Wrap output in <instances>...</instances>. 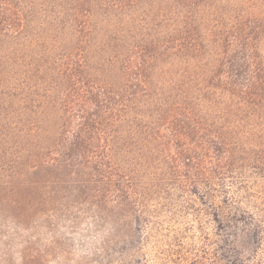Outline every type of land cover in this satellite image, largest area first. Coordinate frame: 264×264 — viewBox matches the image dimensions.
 I'll return each instance as SVG.
<instances>
[{
    "label": "rangeland",
    "instance_id": "374dc122",
    "mask_svg": "<svg viewBox=\"0 0 264 264\" xmlns=\"http://www.w3.org/2000/svg\"><path fill=\"white\" fill-rule=\"evenodd\" d=\"M86 1L95 40L81 45L83 0H0V264H264L259 169L212 179L196 192L176 179L166 192L152 189L146 200L135 198L125 210L112 202L114 212L97 208L93 193H79L81 179L69 172L64 158L74 126L66 125L64 101L81 86L68 69L78 47L84 46V65L93 80L123 88L128 78L109 62V38L120 37L118 44L125 45L120 52L132 50L135 40H161L175 34L179 13L187 11L174 0H142L124 8L108 0ZM216 13L227 23L240 13L264 19V0H208L198 10L208 26ZM10 18L23 19L22 33L1 25ZM186 66L165 55L149 75L152 93L139 92L138 106L147 111L164 105L162 92L186 81L181 70ZM208 92L213 94L202 99L192 91L201 98L196 109L224 125L219 117L229 96L213 88L203 93ZM255 130L254 124L245 127L242 139H256ZM123 155L117 156L120 162L138 158L139 152ZM54 157L59 167H51ZM164 158L161 152L160 166L150 160L138 168L141 186L157 184L155 174L174 177Z\"/></svg>",
    "mask_w": 264,
    "mask_h": 264
},
{
    "label": "trees",
    "instance_id": "16d2710c",
    "mask_svg": "<svg viewBox=\"0 0 264 264\" xmlns=\"http://www.w3.org/2000/svg\"><path fill=\"white\" fill-rule=\"evenodd\" d=\"M140 1L108 0L121 8ZM174 1L187 10L178 15L175 34L161 40H135L133 49L124 52H120L125 48L124 44H118L122 41L120 37L109 38L105 45L113 53L109 62L120 65L128 78L123 88L114 89L93 80L84 65V46L78 47L80 54L68 64L70 75L81 86L76 85L64 101L69 117L66 125H74L71 147L64 158L69 172L75 170L81 179L79 193L85 197L93 193L96 207L104 211L114 212L117 206H111L112 202L125 210L135 198L146 200L152 189L156 193L166 192L169 182L176 179L189 191L196 192L212 179H231L247 169H259L264 174V19L240 13L227 23L216 10V18L208 26L198 14L200 6L208 0ZM83 2L79 23L81 45L95 40L91 10L88 2ZM1 25L15 34L22 33L24 28L22 18H10ZM165 55L186 63V68L181 69L186 81L162 92L164 105L156 111H144L138 106V93H152L149 75ZM204 88L218 89L229 96L225 115L219 117L224 125L219 126L218 121L196 109L195 100L201 98L193 96L194 89L202 99L213 94L203 93ZM246 119H254L255 123ZM253 124L259 128L255 130L256 139H242L244 128ZM161 145L164 150H159ZM135 149L138 158L122 162L117 159L118 154H133ZM161 152L167 158L163 160L165 164L169 160L173 165L174 177L155 174L152 177L157 184L141 186L143 177L138 168L150 160L160 166ZM53 161L51 167H59V158L54 157Z\"/></svg>",
    "mask_w": 264,
    "mask_h": 264
}]
</instances>
